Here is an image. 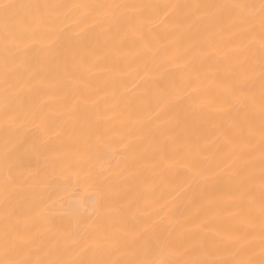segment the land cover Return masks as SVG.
I'll return each instance as SVG.
<instances>
[{
    "label": "bare ground",
    "instance_id": "obj_1",
    "mask_svg": "<svg viewBox=\"0 0 264 264\" xmlns=\"http://www.w3.org/2000/svg\"><path fill=\"white\" fill-rule=\"evenodd\" d=\"M0 264H264V0H0Z\"/></svg>",
    "mask_w": 264,
    "mask_h": 264
}]
</instances>
